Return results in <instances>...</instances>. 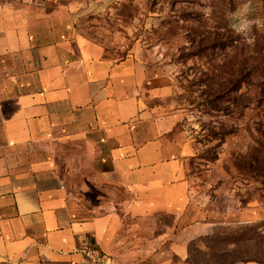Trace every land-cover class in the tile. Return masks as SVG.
<instances>
[{
    "label": "crops",
    "instance_id": "crops-1",
    "mask_svg": "<svg viewBox=\"0 0 264 264\" xmlns=\"http://www.w3.org/2000/svg\"><path fill=\"white\" fill-rule=\"evenodd\" d=\"M67 40L0 5V264H101L86 247L140 264L147 248L176 247L180 222L203 235L190 222L196 143L172 87L136 52Z\"/></svg>",
    "mask_w": 264,
    "mask_h": 264
},
{
    "label": "rangeland",
    "instance_id": "rangeland-1",
    "mask_svg": "<svg viewBox=\"0 0 264 264\" xmlns=\"http://www.w3.org/2000/svg\"><path fill=\"white\" fill-rule=\"evenodd\" d=\"M0 5L27 11L40 30L73 46L92 45L115 59L136 52L159 78L154 85L172 87L179 131L196 143L190 222L206 229L189 239L178 223L176 247L147 248L140 264H264V0ZM238 19L248 26L243 34L231 26Z\"/></svg>",
    "mask_w": 264,
    "mask_h": 264
},
{
    "label": "built area",
    "instance_id": "built-area-1",
    "mask_svg": "<svg viewBox=\"0 0 264 264\" xmlns=\"http://www.w3.org/2000/svg\"><path fill=\"white\" fill-rule=\"evenodd\" d=\"M83 254L95 263L106 264L107 262L100 256L97 250L86 247L82 250Z\"/></svg>",
    "mask_w": 264,
    "mask_h": 264
},
{
    "label": "clouds",
    "instance_id": "clouds-1",
    "mask_svg": "<svg viewBox=\"0 0 264 264\" xmlns=\"http://www.w3.org/2000/svg\"><path fill=\"white\" fill-rule=\"evenodd\" d=\"M231 26L234 29V31L237 32V34L245 33L248 27L247 24L242 19H238Z\"/></svg>",
    "mask_w": 264,
    "mask_h": 264
}]
</instances>
